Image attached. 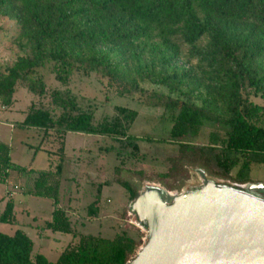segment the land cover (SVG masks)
I'll return each mask as SVG.
<instances>
[{
  "label": "trees",
  "instance_id": "trees-1",
  "mask_svg": "<svg viewBox=\"0 0 264 264\" xmlns=\"http://www.w3.org/2000/svg\"><path fill=\"white\" fill-rule=\"evenodd\" d=\"M3 11L12 13L23 26L31 57L19 59L9 70L7 78L0 82L1 94L11 95L17 80L36 75V69L48 61L54 62V72L61 83L74 70L122 83L123 74L111 60L114 48L150 46L159 50L161 61L167 65L178 56L180 47L186 46L193 48V56L205 63L207 70L202 72L225 116H217L211 100L197 106L189 100L161 97L163 106L177 111L169 140L196 136L204 122L220 123L225 130L226 151L215 155V161L224 176L240 163L241 171L251 165H264V129L259 125L263 109L249 100L251 91L264 99V0H0V12ZM202 40H208L205 48L198 47ZM97 47L99 50H95ZM133 55L140 59L137 53ZM149 67L145 69L151 71ZM150 75L153 82L174 89L192 81L189 71H151ZM38 88V95L43 96L44 86L38 83ZM5 103L8 105L9 97ZM53 103L60 115L31 107L22 125L43 130L44 135L55 132L61 138L68 132L124 136L122 120L132 122L136 117L135 112L118 108L121 120L94 125L92 115L81 112L71 98L54 93ZM182 150L194 152L190 147ZM59 151L60 162L53 173L29 169L27 174L33 180L30 196L53 202L47 230L74 237L66 213L58 207L64 154L62 148ZM24 171L11 163L9 146L0 143V185L6 184L9 172ZM120 186L131 202L137 197L128 182ZM94 205L88 208L89 216L96 212ZM13 210L12 201L6 202L0 211V224L13 223ZM137 247L135 240L126 235L113 239L82 235L55 263H50L42 255L32 259V241L17 230L11 236L0 233V264H127Z\"/></svg>",
  "mask_w": 264,
  "mask_h": 264
},
{
  "label": "rangeland",
  "instance_id": "rangeland-1",
  "mask_svg": "<svg viewBox=\"0 0 264 264\" xmlns=\"http://www.w3.org/2000/svg\"><path fill=\"white\" fill-rule=\"evenodd\" d=\"M207 42L202 40L198 47L205 48ZM192 49L180 47L178 56L166 65L160 59L159 50L150 46L114 48L111 60L123 74L122 83L75 70L61 83L56 78L54 62L48 61L36 69V75L17 80L11 95L0 93V143L9 146L11 163L25 170L9 172L6 184L0 185V211L8 201L14 205L13 223L0 224V233L11 236L17 230L22 231L33 243L32 259L42 255L50 263H55L82 235L103 239L126 235L135 240L136 255L147 233L131 214V201L121 182H128L137 195L145 185L179 195L200 187L203 180L228 185L264 184V165H251L241 171L240 163L228 176L216 165L215 155L226 151L225 130L220 123L204 122L196 136L189 135L175 142L169 140L177 111L163 106L161 97L189 100L197 106L211 100L215 102L217 116H225L222 104L211 93L202 72L207 70L205 63L193 56ZM133 53L140 59L134 58ZM25 57H31V46L23 26L12 13L0 12V82ZM145 66H150L154 74L189 71L192 81L175 89L158 84L153 82L151 71ZM38 83L44 86L43 96L38 95ZM54 93L74 100L81 112L92 115L94 125L116 118L121 120L118 108L135 112L136 117L132 122L122 120L126 127L124 136L68 132L61 138L55 132L44 135L43 130L25 128L23 120L31 107L60 115V109L53 103ZM6 97H9L8 105ZM249 100L262 107L259 125L264 129V99L251 91ZM183 147H190L194 152H186ZM60 148L64 154L58 207L66 213L74 237L47 230L53 202L30 196L33 180L27 174L29 169L53 173L60 162ZM93 203L96 212L89 216L88 208Z\"/></svg>",
  "mask_w": 264,
  "mask_h": 264
},
{
  "label": "water",
  "instance_id": "water-1",
  "mask_svg": "<svg viewBox=\"0 0 264 264\" xmlns=\"http://www.w3.org/2000/svg\"><path fill=\"white\" fill-rule=\"evenodd\" d=\"M256 193L264 195V184L203 180L179 195L145 185L130 212L146 241L127 264H264V200Z\"/></svg>",
  "mask_w": 264,
  "mask_h": 264
},
{
  "label": "flooded vegetation",
  "instance_id": "flooded-vegetation-1",
  "mask_svg": "<svg viewBox=\"0 0 264 264\" xmlns=\"http://www.w3.org/2000/svg\"><path fill=\"white\" fill-rule=\"evenodd\" d=\"M253 196L263 199L264 200V195H262L261 193H256V194H252Z\"/></svg>",
  "mask_w": 264,
  "mask_h": 264
},
{
  "label": "built area",
  "instance_id": "built-area-1",
  "mask_svg": "<svg viewBox=\"0 0 264 264\" xmlns=\"http://www.w3.org/2000/svg\"><path fill=\"white\" fill-rule=\"evenodd\" d=\"M217 183V182H216ZM219 185H223V186H228V187H234V186H238V185H228V184H222V183H217Z\"/></svg>",
  "mask_w": 264,
  "mask_h": 264
}]
</instances>
